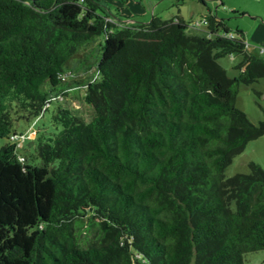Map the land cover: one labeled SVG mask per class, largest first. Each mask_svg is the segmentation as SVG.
I'll return each instance as SVG.
<instances>
[{"label":"trees","instance_id":"obj_1","mask_svg":"<svg viewBox=\"0 0 264 264\" xmlns=\"http://www.w3.org/2000/svg\"><path fill=\"white\" fill-rule=\"evenodd\" d=\"M261 53L209 11L133 22L102 0H0V264H242L264 249V168L224 175L264 134L235 106ZM79 90L88 118L67 100Z\"/></svg>","mask_w":264,"mask_h":264},{"label":"rangeland","instance_id":"obj_2","mask_svg":"<svg viewBox=\"0 0 264 264\" xmlns=\"http://www.w3.org/2000/svg\"><path fill=\"white\" fill-rule=\"evenodd\" d=\"M109 14L128 16L129 21L147 22L152 16L168 19L175 15L181 16L185 22H196L208 11L217 18H222L228 29L234 33L239 30L243 34L248 52L257 54L259 50L264 56V0H102ZM189 34H204L205 26L202 22L190 24ZM239 56L225 55L217 59L228 77H233L238 70L234 68ZM74 65V63H72ZM81 75V74H80ZM81 90L72 99H67L69 105L84 118L90 114L89 108L80 101ZM259 93V94H257ZM235 106L243 111L248 119L256 123L264 117V77L248 85L239 84L235 97ZM43 120L40 117L34 124L23 121L16 123L17 131L23 135L20 140L32 139L34 131ZM0 138V145L4 143ZM252 160L264 168V134L249 141L243 151L232 158L225 168L226 177L235 173H246V163ZM242 264H264V249L247 252L242 257Z\"/></svg>","mask_w":264,"mask_h":264},{"label":"built area","instance_id":"obj_3","mask_svg":"<svg viewBox=\"0 0 264 264\" xmlns=\"http://www.w3.org/2000/svg\"><path fill=\"white\" fill-rule=\"evenodd\" d=\"M248 47H249V46H248ZM248 47H247V48H248ZM259 51H261V50H259ZM22 137H23L22 134H19V135H18V134H17V135L15 134V135L10 136V140H11V141H12V140H13V141H18V144H19V142L22 141V140H20V138H22Z\"/></svg>","mask_w":264,"mask_h":264}]
</instances>
